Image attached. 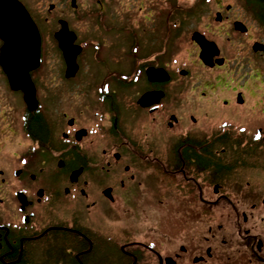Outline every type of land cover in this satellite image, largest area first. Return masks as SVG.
I'll return each mask as SVG.
<instances>
[{
    "label": "flooded vegetation",
    "instance_id": "flooded-vegetation-1",
    "mask_svg": "<svg viewBox=\"0 0 264 264\" xmlns=\"http://www.w3.org/2000/svg\"><path fill=\"white\" fill-rule=\"evenodd\" d=\"M18 1L40 64L0 67V264H264L256 9Z\"/></svg>",
    "mask_w": 264,
    "mask_h": 264
},
{
    "label": "water",
    "instance_id": "water-1",
    "mask_svg": "<svg viewBox=\"0 0 264 264\" xmlns=\"http://www.w3.org/2000/svg\"><path fill=\"white\" fill-rule=\"evenodd\" d=\"M198 35L194 36L196 40ZM0 39L3 42L0 67L11 87L27 88L31 83L30 72L40 64V36L28 11L18 0H0ZM254 47L264 49L263 44Z\"/></svg>",
    "mask_w": 264,
    "mask_h": 264
},
{
    "label": "rangeland",
    "instance_id": "rangeland-1",
    "mask_svg": "<svg viewBox=\"0 0 264 264\" xmlns=\"http://www.w3.org/2000/svg\"><path fill=\"white\" fill-rule=\"evenodd\" d=\"M53 0H40L43 4ZM58 1V0H55ZM177 7L179 9L193 8V17H191V29H199L204 23H207V14L210 11H215L219 7L232 6L233 12H236L238 16L242 17L247 24H255L253 17L245 11L244 0H177ZM205 19V20H204ZM181 22V20H180ZM199 23V24H198ZM264 40V36L262 38Z\"/></svg>",
    "mask_w": 264,
    "mask_h": 264
},
{
    "label": "trees",
    "instance_id": "trees-1",
    "mask_svg": "<svg viewBox=\"0 0 264 264\" xmlns=\"http://www.w3.org/2000/svg\"><path fill=\"white\" fill-rule=\"evenodd\" d=\"M247 8L256 9V18L264 25V0H245Z\"/></svg>",
    "mask_w": 264,
    "mask_h": 264
}]
</instances>
